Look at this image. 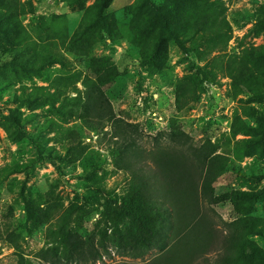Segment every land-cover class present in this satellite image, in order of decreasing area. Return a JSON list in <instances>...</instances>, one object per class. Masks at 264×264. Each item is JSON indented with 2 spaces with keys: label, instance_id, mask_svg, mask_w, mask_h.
I'll list each match as a JSON object with an SVG mask.
<instances>
[{
  "label": "rangeland",
  "instance_id": "1",
  "mask_svg": "<svg viewBox=\"0 0 264 264\" xmlns=\"http://www.w3.org/2000/svg\"><path fill=\"white\" fill-rule=\"evenodd\" d=\"M98 1L0 0V264L19 256L64 264L63 233L106 241L108 253L86 264L214 261L229 224L264 220V61L245 54L264 47V0ZM241 62L259 78L249 93L233 87ZM114 69L110 83L93 77ZM190 76L195 84L179 89ZM89 94L109 101L113 121L92 116L97 107L74 116L88 110ZM173 131L188 146L173 143ZM209 140L212 155L230 160L213 184L217 204L203 194L200 170L194 223L190 213L182 223L169 201L165 249L137 258L109 242L117 221L106 210L132 193L134 172L161 181L160 156L209 154ZM188 220L194 232L181 242ZM251 239L264 250V232Z\"/></svg>",
  "mask_w": 264,
  "mask_h": 264
},
{
  "label": "trees",
  "instance_id": "2",
  "mask_svg": "<svg viewBox=\"0 0 264 264\" xmlns=\"http://www.w3.org/2000/svg\"><path fill=\"white\" fill-rule=\"evenodd\" d=\"M106 1H98L95 8L107 5ZM209 1L201 0V3L204 5ZM210 21L212 20L208 18L200 20L197 31L207 28ZM85 32L87 30L84 29L82 34L76 38L74 48L84 47L82 40ZM245 54L253 62L264 61V47L247 50ZM117 75L115 69L103 73L95 70L93 77L105 84L115 80ZM231 79L236 91L244 93L250 91L249 82H259V78L245 62H241L231 73ZM91 82V78H86V84L90 85ZM187 84H195L194 77L183 78L179 89H186ZM87 99L88 110L80 114L74 113V116L89 117L92 114V109L97 107V111L92 116L98 119L105 118L108 122L115 119L111 104L102 94H89ZM238 132L239 130L234 131L235 134ZM169 136L172 142L179 146H188L190 143L189 136L183 132L173 131ZM208 144L212 146L209 154L196 150L192 155L187 156L183 152L174 150L160 156L158 170L161 174V181L156 182V179H153L151 174H146L144 170L135 171L132 180V193L120 202H114L115 207L108 206L106 210L105 214L117 221L115 224L116 236L113 235L109 238V242L137 258L142 256L148 248L165 249L170 239L168 230L174 227L171 209L168 207L169 201L174 204L172 207L177 210L178 218L182 223L187 219L188 213L193 217L194 223L198 209L197 177L200 170L203 172L201 174V177L203 175V194L214 204H217L213 184L228 170L230 160L222 155H212L215 147L210 140ZM124 152L126 153V151ZM195 161L198 164L195 165ZM188 222L189 220L185 227L188 226V230H190L180 234L178 240H182L181 242H184L183 239L191 237L194 232L192 230L194 224L189 226ZM179 229L183 230L181 227ZM229 229V233L223 241V251L220 256L214 261L206 260L204 264H264V250L251 239V237L264 232V220L245 216L229 224ZM63 237L65 239L62 257L64 264L71 262L86 264L101 259L102 252L108 253L106 241L103 239L96 246L91 238L84 241H73L65 233H63ZM16 264H25L24 258L19 256ZM149 264L178 263L172 257L167 258L163 255Z\"/></svg>",
  "mask_w": 264,
  "mask_h": 264
}]
</instances>
